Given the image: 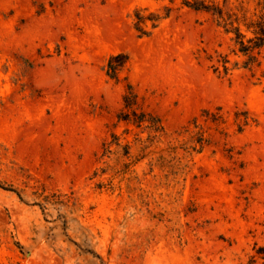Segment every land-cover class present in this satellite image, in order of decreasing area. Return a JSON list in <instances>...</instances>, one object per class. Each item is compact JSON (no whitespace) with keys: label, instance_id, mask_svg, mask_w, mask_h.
Segmentation results:
<instances>
[{"label":"rangeland","instance_id":"obj_1","mask_svg":"<svg viewBox=\"0 0 264 264\" xmlns=\"http://www.w3.org/2000/svg\"><path fill=\"white\" fill-rule=\"evenodd\" d=\"M182 1L0 0V264H264V49Z\"/></svg>","mask_w":264,"mask_h":264},{"label":"trees","instance_id":"obj_2","mask_svg":"<svg viewBox=\"0 0 264 264\" xmlns=\"http://www.w3.org/2000/svg\"><path fill=\"white\" fill-rule=\"evenodd\" d=\"M183 6L194 11H200L210 14L218 27L222 28L226 34L232 35V41L237 48L236 52L246 57L243 62L244 68H252L255 65L261 64V55L264 49V13H254L248 16L246 13L240 14L233 7H231L229 0H224L220 4L216 0H183ZM263 4L264 0L259 3ZM171 15V9H167L164 15L151 13L145 15L144 11L139 9L135 11V25L134 28L140 37L151 35V33L159 27L161 22ZM151 22V30H147V23ZM129 62V56L121 53L111 56L106 67L107 75L111 79L118 80L119 72L126 67ZM224 71L227 74L230 70L228 67L229 60L224 58L222 61ZM118 119L133 123L137 127L146 125V128L151 132L157 134L163 131L161 120L146 111H143L137 103V95L133 87L128 85V90L124 96V108L118 115ZM0 187L6 190L0 184ZM259 255L264 257V247L257 250Z\"/></svg>","mask_w":264,"mask_h":264}]
</instances>
